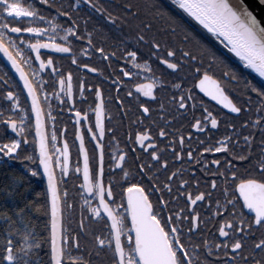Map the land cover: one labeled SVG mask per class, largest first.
Here are the masks:
<instances>
[{
    "label": "flooded vegetation",
    "instance_id": "obj_1",
    "mask_svg": "<svg viewBox=\"0 0 264 264\" xmlns=\"http://www.w3.org/2000/svg\"><path fill=\"white\" fill-rule=\"evenodd\" d=\"M73 1V4H77V8H70V3L61 4L49 0L45 5L40 0H32L39 13L37 17L16 18L13 15L5 21L16 23L18 27H27L28 24L22 21L32 20L33 26L46 29L44 33H13L11 27L0 29L6 31L17 42L18 47L23 49L25 57H31L30 64H25L23 59L20 63L29 80L39 90L40 107L45 116V142L52 158V170L60 195L62 229L66 228L69 235L74 233L78 242L70 245L73 254L82 255L88 264H111L112 259V252L108 246L100 245L95 240L96 236L101 239L109 238L111 222L103 210L101 215L93 216L90 208L97 206L99 200L94 193L88 192L83 187V156L79 154L81 141L76 138L77 121L74 119L76 112L80 111L82 113L80 133L88 155L90 181L94 182L95 171L102 167L101 182L106 190L110 187L113 193L111 197L105 193V200L113 214L123 221V228L128 230L122 233V241L126 247L129 243L127 235L131 232V217L127 211L128 194L123 190L129 183H139L152 204L154 214L164 209L163 216L171 215L175 221L176 212H180L182 217L188 216L189 220L190 213L193 211L198 213L197 228L191 230L190 243L203 245L205 238L210 242L207 248L196 249L201 261L206 259L207 264H245L247 261L250 264V259L244 255V251H247L255 240L261 238L264 234V226L253 227L249 231L244 249L238 255L236 250L229 249L228 251L233 255L225 256L223 244L220 250L212 245L214 242L224 240L218 231L221 220L227 222L234 217L238 222L241 219L240 213H243L246 222L251 219L249 216L251 210L241 208L243 201L238 199L235 183L239 179L264 178V173L259 170L261 153L264 151V108L257 110L259 98L246 87L247 80H251L256 85H260L261 82L249 72L243 71L232 59L225 57L207 36L194 33L200 38L203 47L185 41L186 33L180 30L173 31L166 16L157 15L155 9L151 12L144 10L145 0H92V3L98 7L102 5L105 12L95 11L86 0H79V3L77 0ZM21 2L27 6L28 0ZM153 2L159 3L176 16L175 9L169 2L160 0ZM128 3L136 5L140 9L139 13L129 15L125 7ZM53 4L55 8L52 7ZM57 8L60 9L59 12L56 11ZM64 12H69V16L65 17ZM105 13L115 19H106ZM40 16L46 18L40 20ZM2 18L0 16V19ZM179 18L188 31L193 32L191 24L182 17ZM72 20L76 21L72 26L77 28V32L69 33L65 37L64 31ZM53 24L57 27L53 28ZM137 33L144 36V40H140ZM21 35L25 40L37 38L47 40L49 37H54V42L67 44L71 53L41 48V58L47 59L51 56L53 64L50 67L46 66L45 69H39L35 53L20 40ZM88 39H91V44L88 43ZM5 40L7 41V37ZM153 40L160 44L159 49L153 48ZM82 48L89 52L88 56L80 51ZM96 48H102L107 56L96 52ZM169 48L174 52L173 57L167 55ZM10 51L15 53L14 49ZM132 51L137 53L136 57L125 56V53ZM184 51H188L190 55L184 57ZM153 52L155 55L152 54ZM209 54H214L216 59L210 60ZM72 56L76 57L75 63L72 62ZM161 56L164 59H171L177 67L170 68L164 64L160 59ZM191 56L196 57L195 62L190 59ZM130 60L133 63H129ZM145 62L150 70L149 67L134 66ZM83 64H88L89 67H80ZM209 65L211 74L219 80L226 95L238 107L247 105L246 108L241 107L239 113H234L200 88L195 87V81L199 79L195 75V68L200 67L203 70ZM52 68L57 69L55 74L52 73ZM92 68L97 71L93 72ZM33 69L39 72L44 82L42 86L33 78ZM125 71L131 72L132 75L125 76L123 74ZM68 72L72 73L71 102L63 93H60L59 99L57 98V90L60 89L57 83L59 76L65 75L66 87ZM225 72L228 73L227 76L223 75ZM233 74L236 75V80L232 79ZM81 81H83V89L80 87ZM148 83L153 85L152 96H146L143 91L134 87L135 84ZM89 84L92 85L91 88L88 87ZM177 84L179 87H174ZM97 85L101 90L103 108L102 123L105 131L102 137L95 128ZM9 91L19 94L20 108L11 110L12 118L19 120L20 111L26 112L22 125L24 132L21 134L22 142L18 146L17 153L9 154L7 157L0 155V159L25 164L30 169H35L33 173L37 176L36 179L44 183L46 190V181L45 179L43 181L39 165V153L36 152L35 118L31 113V100L27 99V91L23 90V83L16 70L0 53V108L6 111L11 107V100L6 95ZM45 93L48 94L47 98ZM189 95L193 99L188 100L184 108H180L179 105L183 102L181 97ZM141 104L149 111L144 112L140 108ZM49 106H51V120L47 119ZM205 108L217 117L218 123L215 128L210 122L205 123L203 120ZM83 113H87V123L84 122ZM258 116L260 120H257ZM196 119H200V127L192 128L191 124ZM2 120L3 117H0V121ZM245 120L248 121L247 125L244 124ZM229 124L233 125L232 129L228 128ZM89 129L92 131L89 132ZM145 129L149 132L150 139H146L144 144L136 143L135 134ZM160 129L164 130L165 136L159 135ZM53 133L56 134L55 142L52 141ZM24 136H27L26 141L23 139ZM222 136L229 137L226 151L223 149L220 152L200 151L202 147H219L218 142ZM15 137L16 133L12 129L7 128L5 123H0V143ZM181 137L184 138L182 146ZM246 137H251V140H247ZM97 143L102 145L100 149L95 147ZM65 144L68 145L67 174H63L62 169L55 166L57 156H60L63 164L62 150ZM169 144L172 147H168ZM152 151H156L159 159L166 160L167 164L161 166L156 163L151 157ZM189 151L193 153L191 157L187 155ZM120 152H124L125 155L120 164H116V160L121 159ZM176 152H180L178 159ZM101 153H103L102 164ZM28 156H32V159H26ZM237 156H244L245 160H237ZM213 160L219 163L212 164ZM204 161L209 163L205 164ZM141 164L145 166L143 170L140 169ZM77 167L80 168L79 172L76 171ZM125 171L128 173L127 177L124 175ZM222 171L225 173L224 176L220 175ZM230 171L236 172L235 178L227 175ZM180 180L186 183L181 185ZM212 180H216L215 185H212ZM164 184L169 187L163 188ZM225 188L228 189L227 192L224 191ZM199 192H203L204 197L189 208L186 202L188 194L195 196ZM160 197L165 201L162 205L159 204ZM173 197L175 199H172ZM233 197L237 199L234 200ZM221 207L224 211H220ZM181 226L188 229L190 223L181 220ZM226 231L231 238L232 227L228 226ZM235 235L243 239L242 233ZM183 242L189 244L187 238ZM256 252V258L259 259L258 248Z\"/></svg>",
    "mask_w": 264,
    "mask_h": 264
},
{
    "label": "snow or ice",
    "instance_id": "obj_2",
    "mask_svg": "<svg viewBox=\"0 0 264 264\" xmlns=\"http://www.w3.org/2000/svg\"><path fill=\"white\" fill-rule=\"evenodd\" d=\"M42 4L47 5L49 0H40ZM87 4L95 9L97 12H105L103 6H97L92 3V0H86ZM79 3V0H77ZM172 3L180 10H183L189 17L194 21L198 22L199 25L207 29L213 36L224 45L225 48L229 49L230 52L234 53L239 57L240 61L247 68H250L255 73L258 74L260 78H264V27H261L260 22L257 20L256 16L248 9L247 5L243 3V0H240L239 6L233 4L231 0H172ZM55 8V5H52ZM129 15L138 14L139 8L132 3L125 5ZM70 8H77V4H71ZM143 8L146 12H151L156 10V14H163L169 20L172 25L173 31L180 30L185 32L184 40L191 41L196 46L203 47L202 42L199 37H197L193 32H189L184 22L178 17L174 16L165 10L162 5L159 3L153 2V0H145ZM57 12L60 9H56ZM15 16L16 18H35L39 15L36 7L33 5L32 0H28L27 6L25 3H22L21 0H0V16L3 18L0 19V29H8L11 27L13 33H44L46 29L44 27L33 26L32 20H23L22 22L27 23V27H18L16 23H9L7 21L9 16ZM55 15V13H53ZM65 17L69 16V12H64ZM106 19L114 20L115 17L105 13ZM46 17L40 16V20H44ZM76 21L72 20L69 26L65 29V37L69 33L75 34L77 28L73 27ZM53 28H56L57 25L53 24ZM145 27H148L145 25ZM90 36V33H89ZM137 36L140 40H144V36L137 33ZM7 37V41L5 40ZM20 40L23 41L25 45H28L31 49V52L35 53V60L39 62V69H45L46 66L50 67L53 64L52 57L49 56L47 59L41 58L40 49H56L59 52L71 53V49L67 44L56 43L54 37H49L47 40L41 39H29L25 40L23 35L20 36ZM88 43L91 44V39H88ZM152 46L154 49H159L160 44L155 40L152 41ZM87 47V46H86ZM10 49H14L10 51ZM96 52L101 53L105 57L107 53L104 52L102 48H96ZM85 56L89 55L88 51L85 49H80ZM0 53L7 59L19 75L20 81L23 83V90L27 91V99L31 100V113L35 118V145L36 152L39 153V165L43 167L44 174L48 178V198L51 204V254H50V264H88V261L84 260V257L77 256L73 254V249L70 247L71 244L78 243L75 234L69 235L67 229H62L61 227V202L60 195L57 191L56 180L54 172L52 170V158L49 155L47 144L45 142V116L40 107V102L38 98V87L29 80L28 74L24 71L21 66L20 60L23 59L25 64L31 63V57H25L23 49L19 48L17 42L8 35L6 31H0ZM155 55V52L152 53ZM115 55V53H112ZM136 57L137 53L132 51L125 53V56ZM168 57H173L174 52L171 48L167 50ZM190 53L184 51L183 56L188 57ZM183 58V57H182ZM164 64L168 65L170 68H176L177 65L171 62V59H164L163 56L160 57ZM190 59L195 62L196 57L191 56ZM209 59H216L214 54H209ZM72 62H76V57L72 56ZM133 63V61H129ZM139 68L149 67L147 62L143 64L134 65ZM80 67L88 68V64H83ZM93 72L97 69L92 68ZM150 70V67H149ZM195 75L199 77L195 81V87L201 89L212 99L219 101L220 104L224 105L225 108L231 109L234 113H239L241 107H247V105H242L238 107L233 101L226 95L223 87L220 85L219 80H217L210 72L209 67L201 70L200 67L195 68ZM57 72L56 68H52V73ZM125 76H131L132 73L125 71L123 73ZM224 76H227L228 73H223ZM32 76L35 80L39 81V85H43V80L39 76V72L35 69L32 70ZM67 76V86L65 87V75H60L57 83L60 85V89L57 90V98H60V93L66 97V99L71 102L73 99V89H72V73H66ZM236 75H232V79L236 80ZM81 89H83V81L80 83ZM89 88L92 87L91 84L88 85ZM135 88L143 91L144 95L152 96V87L151 83L148 84H135ZM174 87H179V85H174ZM246 87L250 89V92L259 98V103L256 105L257 110L264 108V83L260 85L253 84L251 80L246 81ZM7 97L11 100V107L7 109L0 108V117H3V120L0 123H5L7 128L12 129L16 133L15 138H10L7 142L0 143V155L5 157L9 154L17 153L18 146L21 144V134L24 132L22 125L24 124V117L26 112L21 110L19 113L20 119L12 118L11 110L19 109L20 104L18 103L19 94L17 92L9 91L7 92ZM83 95V92H81ZM96 95V107H95V116L96 123L95 128L98 130L100 136L104 135V126L102 123V103H101V90L99 85L95 87ZM48 94L45 93V98ZM193 99L190 95L187 97H181L183 101L180 103L179 107L184 108L188 100ZM163 105H161V108ZM140 108L144 112H148L149 109L145 105L141 104ZM205 115L203 120L205 123H211L215 128L217 126L218 120L215 115L205 108ZM82 113L77 111L74 119L77 121L76 124V138L81 141L79 154L83 156V177L84 184L83 187L87 189L88 192L94 193L99 200V204L95 207L90 208L93 216L101 215V210L107 213V218L111 222L110 232L111 235L108 239H101L99 236L95 237V240L100 245H107L112 252L111 264H207L206 259L201 261L197 256L196 249L204 247L207 248L209 241L205 238L203 245L201 244H192L191 230L197 228L198 224V213L193 211L190 213V220L188 216H183L180 212H176V220L174 221L172 216L168 217L163 216L164 209H161L160 213H155L152 207V204L149 202L148 196L144 194V189L139 183H129L128 187L123 191L128 194V215L131 217V232L127 235V240L129 241L127 247L122 241V233L127 232V229L123 228V221L113 214L112 209L105 200V193L107 196L111 197L113 195L111 188L107 190L103 186L100 176L102 173V167L95 171V180L90 181V169H89V160L87 152L84 148L83 138L80 133V117ZM163 115V112H161ZM84 122L87 123L88 117L87 113H83ZM48 120H51V106H49V113L47 116ZM261 118L258 116L257 120ZM200 119H196L194 123L191 124L192 128L200 127ZM244 124L247 125L248 121L245 120ZM229 129L233 128V125H228ZM92 129H89L91 132ZM159 135L161 137L165 136L163 129H160ZM23 139L26 141L27 136H24ZM93 139H95V134H93ZM146 139H150L149 132L145 129L143 132H137L135 134V142L139 144H144ZM247 140H251V137H246ZM56 134H52V141L55 142ZM228 136H222L220 138L219 147L211 148H201L200 151L203 152H220L222 149L227 150L228 148ZM184 138H180V144L183 145ZM155 143V141H153ZM55 146V144H53ZM97 149L102 147L101 144L97 143L95 145ZM147 147V145H145ZM168 147H172L171 144ZM120 158L116 160V164H120L121 160L124 158V152H120ZM189 157L193 155L191 151L187 153ZM63 164H61L60 156L56 158L55 166L61 168L63 174H67L68 170V145L65 144L62 150ZM152 159L163 166L167 164L166 160H161L158 157L156 151L151 152ZM180 157V152H176V158ZM26 159H32V156L26 157ZM237 160H245L244 156H237ZM101 164L103 161V153L100 156ZM205 164H208L209 161H204ZM212 164H218L219 161L213 160ZM231 166V161H228ZM145 166L140 165V169L143 170ZM259 170L261 173H264V151L261 153V160L259 162ZM35 173V169H29ZM77 172L80 171V168L77 167ZM125 177L128 176V173L125 171ZM221 176H224L225 173L222 171ZM228 176L232 178L236 177L235 171H230L227 173ZM186 182L180 180L179 184L184 185ZM195 183V181H193ZM216 184V180H212V185ZM163 188H168L169 185H162ZM154 191H160V189H154ZM225 192L228 191L227 188L224 189ZM235 191L238 192L239 200L243 201L241 208H246L251 210L249 216L251 219L246 222L243 218V213H240L241 219L237 222L236 219L230 218L227 222L221 220L219 224V235L224 237L223 241H217L213 243V247L217 250L221 249V244H223V252L225 256L233 255L229 252V249L236 250V255L244 249L245 241L248 238L249 231L253 227L264 226V178L255 179V178H246L239 179L235 183ZM204 197L203 192L197 193L195 196L188 194L187 196V205L189 208H192L193 204L196 201L202 200ZM172 199H175L174 197ZM233 199H237L233 197ZM31 203V202H30ZM165 201L163 197H160L159 204H164ZM219 204V201H217ZM220 211H224L221 207ZM233 208V212H235ZM15 215L19 220H23L25 216V211L23 208L15 210ZM0 218H7L8 227L12 232H18V230L12 227L15 224L12 216L8 215L7 211H0ZM181 220L189 221L190 227L184 229L181 226ZM163 221V223H162ZM228 226L232 227L233 235L229 238L226 228ZM63 233V234H62ZM134 233V235H132ZM236 233H242L243 239L239 236H236ZM20 234V233H18ZM187 238L189 244L186 245L183 241ZM33 239L31 237V232L28 229L27 225H24V230L20 239V247L14 249V245L11 237L4 242H0V259L10 262V264H28V255L31 249L34 248V244H30L29 240ZM6 244V248L4 247ZM257 248L259 249L260 258L257 259ZM244 255L249 257L250 264H264V234L261 235V238L255 240L251 247L244 251ZM196 257V259H193ZM245 264H248L245 261Z\"/></svg>",
    "mask_w": 264,
    "mask_h": 264
},
{
    "label": "trees",
    "instance_id": "obj_3",
    "mask_svg": "<svg viewBox=\"0 0 264 264\" xmlns=\"http://www.w3.org/2000/svg\"><path fill=\"white\" fill-rule=\"evenodd\" d=\"M51 1L61 4L70 3L69 5L74 2L73 0ZM160 1L172 4L175 15L189 22L193 33L206 36L205 29L178 9L172 0ZM217 47L225 57L232 59L243 71L249 72L241 61L235 59L220 45ZM29 169L25 164L0 159V211H7L8 215L12 216L15 221L12 227L18 230V232H12L8 227L7 218H0V242L7 241L11 237L14 249L19 248L24 225H27L33 238L29 240V243L34 244V248L28 255V264H50V218L47 194L44 183L36 179L37 176ZM19 208L25 211L23 220H19L15 215V210ZM6 246L4 244L5 248ZM0 264H10V262L0 259Z\"/></svg>",
    "mask_w": 264,
    "mask_h": 264
},
{
    "label": "water",
    "instance_id": "obj_4",
    "mask_svg": "<svg viewBox=\"0 0 264 264\" xmlns=\"http://www.w3.org/2000/svg\"><path fill=\"white\" fill-rule=\"evenodd\" d=\"M231 2L237 6H239L240 0H231ZM243 3L247 5L248 9L253 13V15L256 16L257 20L260 22L261 27H264V0H243ZM183 11V10H182ZM188 16V15H187ZM189 17V16H188ZM191 18V17H189ZM192 19V18H191ZM198 23V22H197ZM201 26V25H200ZM203 28V26H201ZM205 29V28H203ZM206 31V36L209 38L210 41H212L214 44H216L217 46H221L225 51H227L229 54H231L235 59H239V57H237L234 53L230 52L229 49L225 48L223 44L220 43V41L218 39H216L215 36H213L210 32H208L207 29H205ZM245 66V65H244ZM246 67V66H245ZM247 68V67H246ZM249 72L257 79L259 80L261 83H264V78H260L258 76L257 73H255L253 70H251L250 68ZM41 172H42V178L43 181L45 179L46 181V193H47V198H48V192H47V188H48V178L45 176L44 174V169L41 166ZM48 205H49V218H50V223H49V228H50V254H51V204L48 198ZM61 227H62V215H61Z\"/></svg>",
    "mask_w": 264,
    "mask_h": 264
}]
</instances>
